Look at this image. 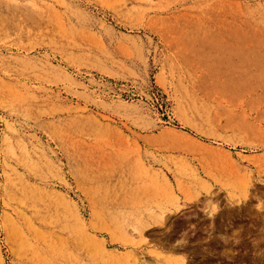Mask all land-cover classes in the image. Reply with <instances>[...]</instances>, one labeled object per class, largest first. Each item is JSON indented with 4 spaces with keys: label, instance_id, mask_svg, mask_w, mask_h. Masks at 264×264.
Here are the masks:
<instances>
[{
    "label": "rangeland",
    "instance_id": "rangeland-1",
    "mask_svg": "<svg viewBox=\"0 0 264 264\" xmlns=\"http://www.w3.org/2000/svg\"><path fill=\"white\" fill-rule=\"evenodd\" d=\"M131 247L264 264V0H0L2 264Z\"/></svg>",
    "mask_w": 264,
    "mask_h": 264
},
{
    "label": "bare ground",
    "instance_id": "bare-ground-1",
    "mask_svg": "<svg viewBox=\"0 0 264 264\" xmlns=\"http://www.w3.org/2000/svg\"><path fill=\"white\" fill-rule=\"evenodd\" d=\"M248 173H249V171H248ZM250 174V173H249ZM248 174V175H249ZM251 176V175H250ZM249 178V177H248ZM247 178V179H248ZM251 178H249L248 179V181L250 180ZM247 181V182H248ZM251 183V182H250ZM245 185V184H244ZM248 186H249V184H248ZM147 227H149V225L147 226ZM134 231H136V233H140L141 231L140 230H137V229H135ZM133 234V233H132ZM145 242V241H144ZM162 246V245H161ZM134 249H136L135 247H131V250L129 251L130 252V254H131V261H132V264H144V261L145 260H143V256H141L142 255V253H140L139 251H134ZM160 250V249H159ZM183 259V263L182 264H187L188 262H185V260L187 259V258H182ZM185 262V263H184ZM0 264H2V261H1V259H0ZM146 264V263H145ZM188 264H190V263H188Z\"/></svg>",
    "mask_w": 264,
    "mask_h": 264
}]
</instances>
